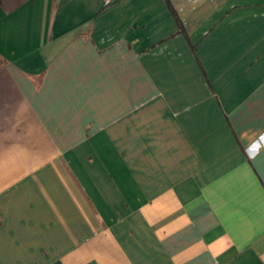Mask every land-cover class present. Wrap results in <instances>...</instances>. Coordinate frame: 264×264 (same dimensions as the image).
<instances>
[{"label":"crops","instance_id":"0c3cea01","mask_svg":"<svg viewBox=\"0 0 264 264\" xmlns=\"http://www.w3.org/2000/svg\"><path fill=\"white\" fill-rule=\"evenodd\" d=\"M0 264H264V0H0Z\"/></svg>","mask_w":264,"mask_h":264}]
</instances>
